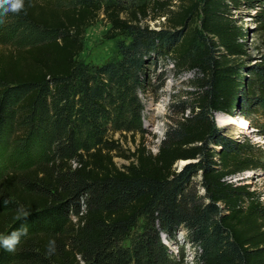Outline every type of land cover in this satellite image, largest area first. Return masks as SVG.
<instances>
[{
    "label": "trees",
    "instance_id": "trees-1",
    "mask_svg": "<svg viewBox=\"0 0 264 264\" xmlns=\"http://www.w3.org/2000/svg\"><path fill=\"white\" fill-rule=\"evenodd\" d=\"M138 1L24 0L3 18L0 145L15 134L23 150L0 173V234L21 223L28 234L13 252L0 247V264H173L165 242L179 229L194 264H264V200L231 181L264 171V151L210 118L239 116L257 128L253 116L264 114V54L248 61L233 16L255 0H177L175 9ZM100 13L110 25L103 37L129 42L98 67L79 57ZM161 18L168 30L142 24ZM259 23L264 33L263 9ZM167 58L178 74L201 77L185 100L172 101L179 113L152 152L134 139L138 94L149 68ZM127 135L132 151L121 144ZM178 161L188 163L177 170ZM18 206L30 212L26 220H17Z\"/></svg>",
    "mask_w": 264,
    "mask_h": 264
},
{
    "label": "rangeland",
    "instance_id": "rangeland-1",
    "mask_svg": "<svg viewBox=\"0 0 264 264\" xmlns=\"http://www.w3.org/2000/svg\"><path fill=\"white\" fill-rule=\"evenodd\" d=\"M148 0H139L137 4H140ZM171 1V4L175 7L177 0ZM65 2V1H64ZM60 3L62 6H69L66 1ZM264 10V0H255L252 4H245L240 7L239 10L233 12V16L240 26L245 31L244 44L248 61L251 64L260 62L261 56L264 54V33L259 29L260 26V12ZM143 25H147L149 29L160 30L166 29L165 21L163 18L158 20H147L142 22ZM110 25L106 23L103 15L100 13L95 24L85 31L84 51L80 54V59L91 66H101L104 63L118 57L117 43H128L129 39L126 36L120 35L114 39H105L103 36L109 30ZM1 44L4 47H11V42L3 38ZM156 64L151 66L147 72V86L146 91L139 92L138 98L140 100L141 112H140V129L135 134V143L139 138L144 139V142L152 152H156L157 145L164 137V133L172 122L179 109L176 106H171L172 101H182L189 96L188 92L195 90L194 84L196 79L201 75L196 71L183 72L178 74L175 71L172 60L157 59ZM248 64V62L246 63ZM218 113H211L210 118L214 124V127L221 132L226 133L238 140H246L251 143L257 144L264 151V114H256L253 116L254 124L257 128L251 127L246 120L237 116L234 119L226 117L223 123L218 120ZM225 117V116H224ZM242 121L245 123L246 128L237 126V123ZM127 143L121 141L124 148H129L131 151L134 148L132 139L127 135ZM15 134H11L6 137L3 143L0 145V173L5 174L11 170V167L15 163V159L22 158L19 152L22 147L16 148V142L14 141ZM114 139L119 138V134H113ZM117 165L125 163L120 159L114 160ZM188 161H178L175 164L177 170L181 169ZM197 180V179H196ZM232 182L239 184H246L250 190H254L260 194L262 200H264V171L255 170L248 171L236 175L231 179ZM199 188V193H201ZM168 255L173 264H194V247L187 241L186 232L179 229L173 241L165 242ZM127 245V242L124 244Z\"/></svg>",
    "mask_w": 264,
    "mask_h": 264
},
{
    "label": "clouds",
    "instance_id": "clouds-1",
    "mask_svg": "<svg viewBox=\"0 0 264 264\" xmlns=\"http://www.w3.org/2000/svg\"><path fill=\"white\" fill-rule=\"evenodd\" d=\"M24 8V0H0V24L4 23V17L8 13H19ZM5 204L8 202L5 201ZM30 215L23 206L17 208V220H26ZM28 234V226L26 223H21L19 228L12 230L7 234H0V247L3 249L13 252L21 242V239ZM47 252L49 255L55 254L56 242L54 239L49 240L47 245Z\"/></svg>",
    "mask_w": 264,
    "mask_h": 264
},
{
    "label": "bare ground",
    "instance_id": "bare-ground-1",
    "mask_svg": "<svg viewBox=\"0 0 264 264\" xmlns=\"http://www.w3.org/2000/svg\"><path fill=\"white\" fill-rule=\"evenodd\" d=\"M217 118H218L219 122L221 121L220 123H223V124L225 123L223 121H224V119L226 117H224V116H222V115L219 114ZM237 126L246 128L245 123H243L242 121H240V123H237Z\"/></svg>",
    "mask_w": 264,
    "mask_h": 264
}]
</instances>
